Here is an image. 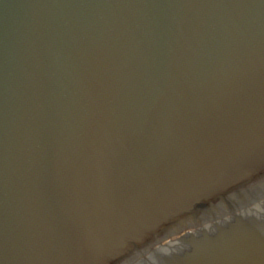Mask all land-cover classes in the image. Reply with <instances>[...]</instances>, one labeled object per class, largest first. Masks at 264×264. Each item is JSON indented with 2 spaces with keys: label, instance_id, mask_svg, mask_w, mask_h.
Here are the masks:
<instances>
[{
  "label": "water",
  "instance_id": "obj_1",
  "mask_svg": "<svg viewBox=\"0 0 264 264\" xmlns=\"http://www.w3.org/2000/svg\"><path fill=\"white\" fill-rule=\"evenodd\" d=\"M0 264H264V0H0Z\"/></svg>",
  "mask_w": 264,
  "mask_h": 264
}]
</instances>
